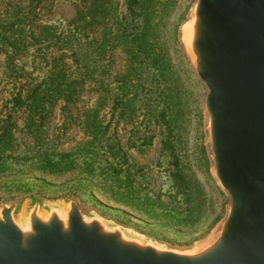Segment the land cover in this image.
I'll return each instance as SVG.
<instances>
[{"label": "rangeland", "instance_id": "rangeland-1", "mask_svg": "<svg viewBox=\"0 0 264 264\" xmlns=\"http://www.w3.org/2000/svg\"><path fill=\"white\" fill-rule=\"evenodd\" d=\"M194 2L0 0V204L73 198L175 247L221 224L179 41Z\"/></svg>", "mask_w": 264, "mask_h": 264}, {"label": "water", "instance_id": "water-1", "mask_svg": "<svg viewBox=\"0 0 264 264\" xmlns=\"http://www.w3.org/2000/svg\"><path fill=\"white\" fill-rule=\"evenodd\" d=\"M206 87L211 172L228 196L203 241L175 247L76 199L0 204V264H264V0H195L179 31Z\"/></svg>", "mask_w": 264, "mask_h": 264}, {"label": "trees", "instance_id": "trees-1", "mask_svg": "<svg viewBox=\"0 0 264 264\" xmlns=\"http://www.w3.org/2000/svg\"><path fill=\"white\" fill-rule=\"evenodd\" d=\"M140 0H128V9L134 11Z\"/></svg>", "mask_w": 264, "mask_h": 264}]
</instances>
